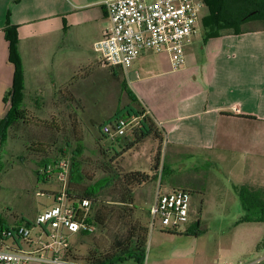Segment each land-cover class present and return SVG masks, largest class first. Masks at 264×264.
<instances>
[{
  "label": "rangeland",
  "instance_id": "rangeland-1",
  "mask_svg": "<svg viewBox=\"0 0 264 264\" xmlns=\"http://www.w3.org/2000/svg\"><path fill=\"white\" fill-rule=\"evenodd\" d=\"M206 13V8L202 7L196 25L198 32L195 36L194 46L196 47L200 46L203 32L202 19ZM243 28L244 30L258 29L261 28V23L251 22ZM86 30L85 27H79L68 33L72 37L70 45L77 48L73 51L74 53L70 52L71 54L69 53L71 47L68 48L67 54L66 51L53 52L55 51L53 48H50L47 53L48 50L40 45V54L44 52L42 55L44 61L40 62L38 67L41 63L44 67L39 69H46L51 58L50 54L53 53L54 61L58 64L55 71L59 72V78L53 85L51 97L56 94L57 87L70 81L72 74L73 63H70L72 59L67 62L70 63L67 69L61 57L78 55L79 60L84 57L93 62H85L81 66L84 70L88 65H92L90 67L93 68V74L82 83H78L75 92L76 97L82 101L85 113L80 112L78 114L80 121L71 125L68 114L74 110V106L72 109H65L64 114L59 116L61 108L50 102L44 109V113L38 114L37 119L50 123L53 116L60 131L48 129L47 124L38 122L36 125L21 127L14 135L16 140L8 138L7 135L5 147L1 149L2 159H0V224L9 227L26 224L32 221L39 212L52 205V195L59 191L60 182L56 175L39 180L37 174L44 173L45 163L51 165L57 163L51 168L59 170L58 165L61 160L65 158L70 162L75 142L79 138L84 140L85 181L79 187H73L76 193L82 196V190L87 185L95 183L106 175L101 161H106L104 159L107 158H102L98 150L101 140L98 125L113 115L117 107L128 104L130 100L122 87L121 80L113 79L106 70L107 66L101 61L100 55L94 52L90 44V34ZM47 36L49 35H45ZM95 58L102 63L101 66L94 63ZM73 60L77 61V59ZM64 71L69 75L66 80L62 74ZM48 80L45 87L51 84ZM35 105H41V102ZM31 111L35 113V107ZM92 122H95V127ZM9 137H11L10 134ZM123 138L131 140L134 136L129 135ZM153 141V137L145 139L132 155L127 154L116 165L113 164V167L118 168V178L114 180L111 187L105 189L103 194L93 200L92 211L96 204L118 197L124 186L128 189L122 182L123 174L139 170L150 175H157L156 181L132 188L135 219H139L141 224L148 223L147 211H149L157 189L161 192L187 189L191 194L192 212L188 222L177 228V234L164 232L158 224L151 228L148 223L150 229L144 264H255L264 260V252L257 251L258 243L264 234V223L243 221L246 212L242 210L238 191L235 190V187L240 188L241 186L250 188L264 186V172L257 173L256 171L257 168L264 169V158L247 155L242 147H238L234 151H215L211 156L177 155L173 162L170 153L162 148V143ZM32 142L56 145L57 148L65 146L68 142L71 146L63 147L67 152L66 157H62L56 148H49L47 155H32L26 149ZM102 144L104 145L103 150L109 149L105 151V154L110 160L114 150L118 151V148L112 146L111 141L108 140L103 141ZM162 164H165L163 173ZM156 166L159 167L157 171ZM254 176L262 178L256 182L253 179ZM104 182L105 179L97 185ZM197 221L199 222L198 230H196ZM96 226V231L89 237L75 241L72 258L84 259L87 253L95 247H98L99 251H104L110 245L114 231H118L116 230L117 223L113 220L107 228ZM185 231L189 234H185ZM7 245L12 247L10 244Z\"/></svg>",
  "mask_w": 264,
  "mask_h": 264
},
{
  "label": "crops",
  "instance_id": "crops-1",
  "mask_svg": "<svg viewBox=\"0 0 264 264\" xmlns=\"http://www.w3.org/2000/svg\"><path fill=\"white\" fill-rule=\"evenodd\" d=\"M105 1L0 0V143L11 106L15 78V67L9 60V42L5 38L6 28L14 26L17 31L22 89L14 102L19 103L28 119L7 130L8 138L15 139L14 135L21 127L38 122L52 129V125L56 124L53 116L50 123L37 119L50 102L61 108L59 116L64 114L65 109L74 106L68 120L71 125L80 121L78 114L85 113V109L75 92L78 83L93 74L92 65L81 69L85 62L90 63L91 60L83 57L80 61L78 55L74 54L61 57L67 69V65L73 63L72 74L69 78L67 72L62 73L65 80L69 78L70 81L57 87L56 94L51 97L53 85L59 78V72L55 71L58 64L54 61L53 53L46 69H39L44 67V52L40 54V45L48 50L47 53L53 48V52L66 51L67 54L69 47V53H74L77 48L70 45L72 37L68 33L75 28L85 27L93 47L110 27ZM261 28L245 29L239 35L223 34L207 40L202 32L199 47L194 46L198 33L195 29L191 43L185 46V65L178 71L171 70L166 53L149 50L143 51L127 71L118 70V77L109 67L106 70L114 80H125L158 129L163 131L162 148L170 153L173 162L177 155L211 156L215 151H234L238 147H242L247 155L264 158V30ZM71 59L72 62L67 63ZM95 62L102 65L97 58ZM47 80L51 84L45 87ZM37 102H41V105H35ZM129 103L117 107L114 114ZM34 107L35 113L31 111ZM232 107H237L239 112H232ZM92 123L95 127V122ZM121 139L111 141L118 151L124 148ZM142 142L124 148L121 158L132 155ZM153 142L157 143L155 139ZM158 169L156 166V171ZM256 171L263 173L264 169L257 168ZM261 178L254 176L253 179L259 182ZM117 264H144V261L129 258Z\"/></svg>",
  "mask_w": 264,
  "mask_h": 264
},
{
  "label": "built area",
  "instance_id": "built-area-1",
  "mask_svg": "<svg viewBox=\"0 0 264 264\" xmlns=\"http://www.w3.org/2000/svg\"><path fill=\"white\" fill-rule=\"evenodd\" d=\"M104 7L110 27L93 44L103 63L127 71L143 51L149 50L166 53L172 71L184 67L185 46L191 43L199 21L201 0H106ZM231 110L239 112L237 107ZM141 121L142 116L123 117L116 121L115 130L105 128V132L114 141L133 135L141 128ZM59 163L56 177L61 190L52 205L39 212L30 225L7 229L0 224V264H77L70 257L73 244L97 228L93 199L69 200L70 162L64 159ZM190 209L191 194L187 190L157 189L148 211L150 227L158 224L162 229H177L188 222ZM13 234L19 237V244L12 238L5 240Z\"/></svg>",
  "mask_w": 264,
  "mask_h": 264
},
{
  "label": "trees",
  "instance_id": "trees-1",
  "mask_svg": "<svg viewBox=\"0 0 264 264\" xmlns=\"http://www.w3.org/2000/svg\"><path fill=\"white\" fill-rule=\"evenodd\" d=\"M201 1L207 10L206 16L202 19L203 36L205 37V40L217 38L223 34H242L245 32L243 26L251 22L261 23V29L264 30V0ZM5 38L9 42V60L14 64L15 78L13 83V94L10 100L11 106L4 125V134L0 143V159L2 158L1 149L5 145L7 139V130L11 129L14 125H17L20 122H26V120H28L26 118V113L18 105L19 103L17 102L16 104V102H14V98H16V95H18L22 89V71L17 52L18 40L16 27H7L5 30ZM106 66L109 67L111 72H114L113 74L116 77H118V74H120L118 70L123 72V70L120 68H115L108 65ZM122 87L130 99L129 105L123 109H118L111 118L98 125L99 133L101 135L98 150L102 158H107L104 159L106 161H101L103 171L106 173V175L103 178L97 180L95 183L87 185L82 190V196L76 193L73 187H79L85 181V175L83 173V156L85 155L84 140L83 138L77 139L70 157L69 176L67 182V193L69 200H80L82 197L92 198L94 200L97 196L103 194L105 189L111 187L114 180L118 178V168L113 167V164L116 165L117 162H119L126 148L138 144L150 137H153L158 143H163V131L158 129L154 119L146 112L132 91H130L124 79L122 80ZM127 116H142L141 128H139L133 134V140H128L123 137L122 139L118 138L114 140V142H117V140L121 139L120 142L123 144L125 149L122 148L120 151L114 150L113 155H111V159L108 160V156L105 154V151H108L109 147L107 148L108 150H103L102 148L104 145L102 142L105 140H112H110L108 133L105 132V128H109L111 131L115 130L116 121ZM52 129L55 131H60V128H58L57 124H53ZM70 146V143L66 142L65 146L63 147ZM63 147L60 146L57 148L56 145H44L32 142L27 148V151L32 155H47L49 153V148H56L62 157H66L67 152ZM52 164L57 165V163ZM53 165L45 163L43 165L44 173H38V179H46V176L49 178L51 175L57 176L59 170L51 168ZM164 169L165 164H162V173L164 172ZM121 178L122 182L127 186L128 189H126L124 186L118 197H113L112 200L108 202L106 201L104 203H99L98 205L96 204L93 211V218L98 227L107 228L113 220L115 223H117L118 227L116 230L118 231H114L112 242L104 251H99L98 247L90 250L84 259H76L74 257L72 258V249L70 257L73 261L83 262L84 264H117L129 258L140 260V262L144 261L146 256L148 233L150 229L148 226L149 212L147 211L148 223L146 225L141 224L139 219H135V210L133 207L134 190L132 188L156 181L157 175H150L141 171H130L126 174H123ZM103 179H105V182L101 185H97ZM94 185L97 186L95 187ZM254 187L255 188H250L247 186H241L240 188L235 187V190L238 191L242 210L246 212V216L243 221L264 223V186ZM58 190H61L60 185ZM59 191L57 193H59ZM188 192L190 193V191ZM57 193H53L52 196H56ZM26 224L30 225L31 221L27 222ZM1 225L7 229L13 228V226L9 227L3 224ZM198 229L199 222L197 221L196 230ZM162 230H164L166 233H178V229L176 228ZM185 234H189L188 231H185ZM194 234L196 235V233ZM89 236L90 235H82L78 239H84ZM11 238L16 244H19L20 239L16 234H13L12 237L6 238L5 240L9 241ZM257 251L264 252V234L261 238V241L258 243ZM255 264H264V260Z\"/></svg>",
  "mask_w": 264,
  "mask_h": 264
},
{
  "label": "flooded vegetation",
  "instance_id": "flooded-vegetation-1",
  "mask_svg": "<svg viewBox=\"0 0 264 264\" xmlns=\"http://www.w3.org/2000/svg\"><path fill=\"white\" fill-rule=\"evenodd\" d=\"M191 212H192V209H190V214H191ZM190 218H191V215H190Z\"/></svg>",
  "mask_w": 264,
  "mask_h": 264
}]
</instances>
